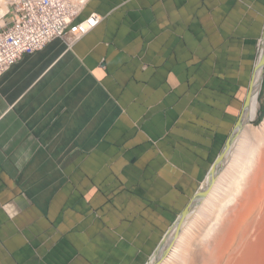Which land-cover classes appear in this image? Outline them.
Masks as SVG:
<instances>
[{"label":"crops","instance_id":"obj_1","mask_svg":"<svg viewBox=\"0 0 264 264\" xmlns=\"http://www.w3.org/2000/svg\"><path fill=\"white\" fill-rule=\"evenodd\" d=\"M93 12L0 76V264H147L264 117V0H87L75 23Z\"/></svg>","mask_w":264,"mask_h":264},{"label":"bare ground","instance_id":"obj_2","mask_svg":"<svg viewBox=\"0 0 264 264\" xmlns=\"http://www.w3.org/2000/svg\"><path fill=\"white\" fill-rule=\"evenodd\" d=\"M7 1L0 0V17L7 11ZM67 1L76 10L86 2ZM263 55L264 45L261 59ZM257 83L246 116L259 100V70ZM242 120L227 147L225 159L209 172L201 194L176 223L181 222L179 227L170 231L172 237L165 247L170 246L176 234L178 239L168 251L169 256H158L162 244L153 264H264V121L256 126ZM241 128L244 129L237 148L234 141Z\"/></svg>","mask_w":264,"mask_h":264},{"label":"built area","instance_id":"obj_3","mask_svg":"<svg viewBox=\"0 0 264 264\" xmlns=\"http://www.w3.org/2000/svg\"><path fill=\"white\" fill-rule=\"evenodd\" d=\"M7 7L0 17V76L56 37L74 43L102 19L93 12L75 23L83 7L76 10L67 0H8Z\"/></svg>","mask_w":264,"mask_h":264},{"label":"rangeland","instance_id":"obj_4","mask_svg":"<svg viewBox=\"0 0 264 264\" xmlns=\"http://www.w3.org/2000/svg\"><path fill=\"white\" fill-rule=\"evenodd\" d=\"M78 2V1H77ZM262 42V45H264V41L262 40L261 41ZM243 121V120H242ZM264 121V117H263V119L261 120V121H258L257 120V117H256V119L253 121V123H254V125H260L262 122ZM243 129L244 128H241L240 130H238L237 131V133H236V138H235V141H234V146L235 147H239V144H240V140H241V135H242V131H243ZM225 155H226V152H225ZM225 155L223 156L224 157V159H225ZM223 158H222V160L220 161V162H222L223 160H224ZM205 182V181H204ZM219 183V182H218ZM204 184V183H203ZM203 184L201 185V187L203 186ZM200 189H202V188H200ZM221 191L222 192V190L220 189V188H218L217 189V191ZM203 197H206V195L204 196V195H202ZM197 199V198H196ZM194 203V202H193ZM193 203H192V201L189 203V210H190V208L192 207V205H193ZM188 210V211H189ZM187 211V212H188ZM186 212V213H187ZM180 223L181 222H179L177 225H173L172 227H173V229H172V232H173V230L174 229H176V228H178L179 227V225H180ZM172 232H170V233H172ZM170 233L168 234V237L166 238V240H165V242L163 243V246L161 247V249H160V251L159 250H157L152 256H151V258H150V260L147 262V264H153V261L155 260L154 259V255L156 254V253H158V251H159V254H158V256H160V257H162V258H167L169 255V252L168 251H170V249L171 248H173V246L175 245V243H176V240L178 239V235L176 234L173 238V240L174 241H170V248L168 247H165V244H166V242L170 239V237H172V236H170ZM172 244V245H171ZM154 259V260H153Z\"/></svg>","mask_w":264,"mask_h":264},{"label":"water","instance_id":"obj_5","mask_svg":"<svg viewBox=\"0 0 264 264\" xmlns=\"http://www.w3.org/2000/svg\"><path fill=\"white\" fill-rule=\"evenodd\" d=\"M260 64L263 66V64H264V55H263V57H262V59H261V62H260ZM248 107V106H247ZM242 118H243V115H242V117H241V119L239 120V122H238V124H237V126H236V128H235V130H234V132L232 133V135H231V137H230V139H229V141H228V143L226 144V146H225V148H224V150L222 151V153L219 155V157L217 158V160L215 161V163H214V165L212 166V168H211V170L209 171V172H211V171H213L215 168H216V166L220 163V161L222 160V158H223V156L225 155V152H226V150H227V147H228V145L230 144V142H231V140H232V138H233V136H234V134H235V132H236V130H237V128L241 125V123H242ZM201 194V189H199L198 191H197V193H196V195L194 196V198L192 199V203L194 202V200H195V198L197 197V196H199ZM189 210V207H187L184 211H183V213L178 217V219L176 220V222L174 223V225L186 214V212ZM172 230V227L169 229V231L166 233V235H165V237L163 238V240H162V242H161V244H160V246L158 247V249L157 250H159V248L162 246V244L165 242V240H166V238H167V236H168V234L170 233V231Z\"/></svg>","mask_w":264,"mask_h":264},{"label":"trees","instance_id":"obj_6","mask_svg":"<svg viewBox=\"0 0 264 264\" xmlns=\"http://www.w3.org/2000/svg\"><path fill=\"white\" fill-rule=\"evenodd\" d=\"M262 120V118H260L258 121H261Z\"/></svg>","mask_w":264,"mask_h":264}]
</instances>
